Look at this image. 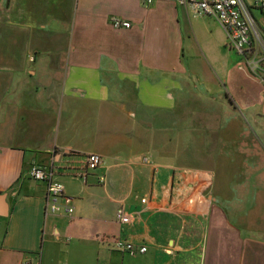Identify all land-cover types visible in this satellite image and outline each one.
<instances>
[{
	"label": "crops",
	"instance_id": "crops-1",
	"mask_svg": "<svg viewBox=\"0 0 264 264\" xmlns=\"http://www.w3.org/2000/svg\"><path fill=\"white\" fill-rule=\"evenodd\" d=\"M243 1L264 36V0ZM231 110L264 112V75L211 17L164 0H0V264H264V172L244 176L242 154L245 171L228 168ZM87 154L102 164L83 181ZM34 164L72 216L48 211Z\"/></svg>",
	"mask_w": 264,
	"mask_h": 264
},
{
	"label": "built area",
	"instance_id": "built-area-1",
	"mask_svg": "<svg viewBox=\"0 0 264 264\" xmlns=\"http://www.w3.org/2000/svg\"><path fill=\"white\" fill-rule=\"evenodd\" d=\"M150 5L153 0H141ZM173 1L183 8L192 9L199 16H207L215 19L226 35V46L242 57L243 63L249 73L256 77L264 75V36L256 29L249 7L243 0H164ZM110 25L116 29H129L130 22L113 17ZM73 155V154H68ZM145 164L148 158H143ZM102 164V159L97 155L87 154L82 156V164L74 168V175L85 181L89 171L97 169ZM32 180L47 183V195L45 205L52 214H64L72 216L73 207L71 199L65 195L64 186L52 179V173L44 166L34 164L28 172ZM105 176L98 179L99 184L104 185ZM115 220L119 224H127L130 216L122 207L115 212ZM113 249L130 257L142 255L145 247H136L131 243L117 240L113 243Z\"/></svg>",
	"mask_w": 264,
	"mask_h": 264
},
{
	"label": "rangeland",
	"instance_id": "rangeland-1",
	"mask_svg": "<svg viewBox=\"0 0 264 264\" xmlns=\"http://www.w3.org/2000/svg\"><path fill=\"white\" fill-rule=\"evenodd\" d=\"M197 122L200 123L201 120H197ZM224 122L234 132L231 135L221 136L222 151L226 155L228 168L230 163H233L234 170L239 169L238 163L240 161L244 162V159L240 155L242 154L249 160L244 176H251L253 173H258L259 171L264 172V112L261 111L256 116H252L238 110H231L229 111L227 120H222V125H224ZM203 123H210V125H204V127L197 125L198 130L209 131V126L214 127L217 120L205 118ZM240 145L246 146L245 150H239ZM255 160L262 161L263 163H260L259 166ZM240 170L245 171L243 167ZM258 186L264 188V184L262 183L258 184Z\"/></svg>",
	"mask_w": 264,
	"mask_h": 264
}]
</instances>
